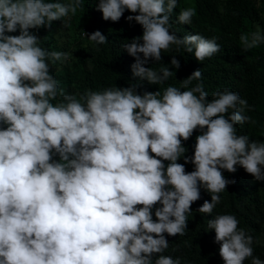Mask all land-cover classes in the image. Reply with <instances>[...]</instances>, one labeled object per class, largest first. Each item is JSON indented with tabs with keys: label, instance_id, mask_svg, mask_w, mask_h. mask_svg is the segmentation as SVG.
<instances>
[{
	"label": "clouds",
	"instance_id": "1",
	"mask_svg": "<svg viewBox=\"0 0 264 264\" xmlns=\"http://www.w3.org/2000/svg\"><path fill=\"white\" fill-rule=\"evenodd\" d=\"M177 5L98 0L103 20L119 22L127 11L124 18L142 26L122 45L135 58L134 78L164 84L172 69L146 65L161 61L172 45L199 62L220 52L217 37L172 31ZM83 6V0H0V264H181V257L163 254L165 233L185 234L201 188L211 201L196 211L213 212L235 183L222 170L235 173L239 165L264 181V141L237 134V124L255 123L244 114L248 101L229 89L209 99L200 70L163 92L140 93L132 84L66 93L50 63L66 62L70 53L39 46L32 30L51 29ZM195 14L183 8L176 21L190 25ZM83 35L94 45L108 41L99 30ZM239 43L243 52L264 45V28L257 23ZM170 64L180 67L175 56ZM197 129L187 156L183 142ZM187 163L194 170L186 171ZM238 224L228 213L208 220L224 264L249 258L264 264L253 255V236Z\"/></svg>",
	"mask_w": 264,
	"mask_h": 264
},
{
	"label": "trees",
	"instance_id": "2",
	"mask_svg": "<svg viewBox=\"0 0 264 264\" xmlns=\"http://www.w3.org/2000/svg\"><path fill=\"white\" fill-rule=\"evenodd\" d=\"M83 2V8L75 16L54 21L51 29L32 30L40 37L39 46L49 51L70 53L66 62L50 63L51 74L66 93L83 94L85 89L99 91L132 84L138 86L140 93L156 90L163 92L169 85L180 87L182 79L193 71L200 70L209 99H212L214 91L229 89L248 101L250 109H246L244 114L250 116L255 123L237 124V134L248 135L250 140L264 141V45L243 52L239 43L240 34L254 31L257 23L264 28V0H193L196 14L190 25L176 21L179 11L186 8L183 1L178 0L172 15V31H176L180 37L195 33L209 39L217 37L221 50L199 62L183 46L177 51L176 46L172 45L167 52H162L161 61L146 65L157 71L161 66L172 69L173 75L162 85H152L132 75L131 65L135 58L122 45L141 35L143 29L135 21L130 23L124 18L130 13L126 11L119 22L105 21L96 8L98 0ZM95 30L107 36L106 44L94 45L85 35L84 40L82 39L81 33ZM172 56L180 61L178 69L170 64ZM196 83L198 81H193L189 88ZM197 134L199 129L194 131L188 141L183 142L187 149L185 155H193ZM178 162L184 163V159L181 158ZM185 169L192 171L194 165L187 163ZM222 172L226 179H234L235 183L228 184L220 193L221 203L211 214L196 211L205 200L211 201L210 193L201 188V198L191 205L192 211L187 214L185 234L168 236L165 233L169 247L164 255L181 257V264H224L219 255V244L214 240L215 231L208 228V220L217 214L228 213L239 220L238 228L245 229L253 236V255L264 261V181L255 180L239 165L235 173L227 170ZM153 218L155 219L154 210ZM244 264H251V258Z\"/></svg>",
	"mask_w": 264,
	"mask_h": 264
},
{
	"label": "rangeland",
	"instance_id": "3",
	"mask_svg": "<svg viewBox=\"0 0 264 264\" xmlns=\"http://www.w3.org/2000/svg\"><path fill=\"white\" fill-rule=\"evenodd\" d=\"M183 1V4L186 8H194V3H193V0H182ZM81 36H82V39L84 40V35L83 33H81ZM263 237H264V234H263Z\"/></svg>",
	"mask_w": 264,
	"mask_h": 264
}]
</instances>
